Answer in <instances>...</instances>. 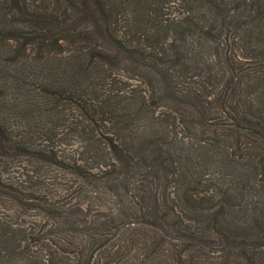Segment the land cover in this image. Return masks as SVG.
Wrapping results in <instances>:
<instances>
[{"label":"trees","instance_id":"16d2710c","mask_svg":"<svg viewBox=\"0 0 264 264\" xmlns=\"http://www.w3.org/2000/svg\"><path fill=\"white\" fill-rule=\"evenodd\" d=\"M0 264H264V0H0Z\"/></svg>","mask_w":264,"mask_h":264}]
</instances>
